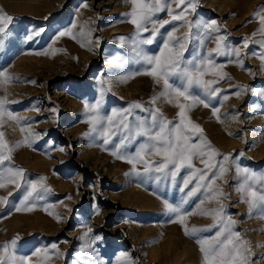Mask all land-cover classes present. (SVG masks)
Listing matches in <instances>:
<instances>
[{
	"label": "rangeland",
	"instance_id": "374dc122",
	"mask_svg": "<svg viewBox=\"0 0 264 264\" xmlns=\"http://www.w3.org/2000/svg\"><path fill=\"white\" fill-rule=\"evenodd\" d=\"M194 3L195 11L185 13L193 27L184 57L186 61L210 58L215 67L204 79L217 81L213 87L219 91L209 96L192 88V94L208 107L196 104L187 115L222 154L213 162L227 165L214 187L227 197L220 203L224 215L235 222L232 230L249 242V264H264V208L250 209L242 202L238 189L243 174L237 172L240 168L264 174V32L260 23L264 0ZM171 7L176 10L175 4ZM131 8L130 0H0V14L13 17L0 37V72L11 77V81L0 77V98L6 101V110L20 118L17 122L4 115L0 123L7 145L19 142L11 162L5 161L0 168L23 169L28 181L44 178L43 199L34 195L25 202L28 189L23 182L20 187L6 183L0 188L4 200L0 246L16 239L14 246L9 243V251L26 264H206L198 239L211 241L218 229L210 227L214 223L210 215L200 213L217 208L216 201L208 202L204 190L191 198L186 196L189 189L180 191L187 171L181 172L175 185L145 177L139 164L141 175L134 174L131 164L113 155L119 137L105 145L99 132L91 131L92 113L85 106L91 109L98 101L105 116L139 102L177 120L174 103L163 98L150 103L163 90L162 83L138 74L147 65L133 48L136 30L128 15ZM156 18L170 19L167 11ZM212 21L217 31H205L204 25ZM181 24L165 25L144 50L158 55L168 32L176 29L174 35L182 37L188 31ZM61 32L68 34L60 36ZM217 36L224 37L226 54L209 57ZM235 48L240 50L239 58L231 52ZM173 83L179 85L175 79ZM181 102L192 103L182 98ZM133 111L142 118L149 116L140 109ZM141 142L143 138H138L122 154L134 153ZM223 155L230 159L223 161ZM193 163L197 169L204 167L199 160ZM165 202L190 213L183 225L166 210ZM193 228L199 231L192 234Z\"/></svg>",
	"mask_w": 264,
	"mask_h": 264
},
{
	"label": "snow or ice",
	"instance_id": "6c2138e0",
	"mask_svg": "<svg viewBox=\"0 0 264 264\" xmlns=\"http://www.w3.org/2000/svg\"><path fill=\"white\" fill-rule=\"evenodd\" d=\"M130 2L132 8L128 15L136 30L133 48L137 58L147 65L143 73L138 74L152 77L158 85L162 83L163 90L153 97L150 103L155 104L157 100L162 98L169 104L174 103L175 107L178 108L177 120L167 119L158 107L145 108L139 102H135L119 112L113 110L111 115L105 116L100 113L101 102L98 101L91 109L88 105L85 106L86 111L92 113L89 116L91 131L99 132L105 145L112 142V137L118 136L119 142L115 145L113 155L131 164L132 172L136 175H141L137 170L139 164L143 166L142 174L145 177L154 176L157 182L163 179L175 185L181 172L187 171V175L182 178L183 186L180 191L184 192L185 189H189L186 196L191 198L204 190L206 200L208 202L215 200L219 205L217 208L205 209L200 213L210 215L214 221L210 227L218 229L211 241L198 239L206 264H249L248 256L251 254V250L247 246L249 242L242 240L239 233L232 230V225L235 222L224 215V205L220 203V200L227 197L222 189L214 187L216 180L226 174L227 165L218 160L213 162L216 157L222 154L211 145L206 137H203V130L187 115L188 110L196 104H204L205 107H208L203 99L192 94L190 91L192 88H200L209 96H215L219 91L213 87L217 81L204 79L206 75L210 74L209 69L215 67L210 58L186 61L184 57L186 44L192 39L191 30L193 27V22L186 19L185 13L189 9L195 11L196 4L194 0H130ZM172 4L176 5V10L171 7ZM164 11H167L170 19H157V14ZM12 20L13 17L10 15L0 14V37L5 33ZM174 21L182 22L180 26H186L188 31L182 37H176L174 35L176 29H173L167 33V38L164 40L158 55L146 52L143 46L153 44L160 33V29ZM260 23L262 25L261 31L264 32V15L260 16ZM148 25H151V28ZM204 28L205 31L214 32L217 31L218 26H216L215 21H212L210 24L204 25ZM146 33L147 35H145ZM67 34L61 32L59 35ZM216 40V47L208 50L209 57L213 53L216 55L226 54L225 48L222 47L224 37L217 36ZM244 47H248L246 39ZM231 52L237 58L240 57L239 48L232 49ZM261 58L264 59V53L261 54ZM211 74L217 75V73ZM0 77H4L6 81H11V77L5 76L3 72H0ZM173 79L178 81L179 85L173 83ZM181 98L183 101H191L192 103H183ZM5 104L6 101L0 98V123H3L4 115L19 122L20 118L8 112ZM134 109L146 111L149 116L146 118L136 116ZM30 135L37 134L30 133ZM3 137V132H0V166H3L5 161L11 162V153L15 147L19 146L18 142L9 147ZM138 138H143V142L139 143L136 151L122 154V150L127 149ZM147 156H155L159 159L150 160L146 158ZM222 159L228 161L230 156L223 155ZM194 160H199L204 167L197 169L194 166ZM237 172L243 174V182L238 189L242 194V202L248 203L250 209L256 206L264 208V174L256 175L247 169L240 168L237 169ZM43 180V177L37 181L25 180L24 170L20 168H0V188L5 187L6 183H13L20 187V182H23L28 189L24 196L25 202L34 195L36 199L44 198L40 188ZM189 185L192 187L189 188ZM43 191H48V189L44 188ZM3 202L4 200L0 199V203ZM186 202L184 201V203ZM165 208L169 213H174L176 221L182 225L185 215L190 214L183 212L179 206H173L167 202H165ZM16 210L20 211L21 209L17 208ZM57 219L60 217L57 216ZM197 231L199 230L193 228L192 234ZM185 234H189L187 228H185ZM9 243L14 246L16 239ZM9 243L0 246L2 248L0 264H26L24 259L17 260L15 254L9 251ZM52 247L56 248V245L53 244Z\"/></svg>",
	"mask_w": 264,
	"mask_h": 264
}]
</instances>
